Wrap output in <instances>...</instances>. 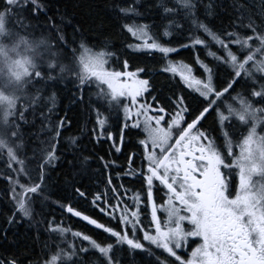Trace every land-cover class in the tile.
Returning <instances> with one entry per match:
<instances>
[{"label": "snow or ice", "instance_id": "6c2138e0", "mask_svg": "<svg viewBox=\"0 0 264 264\" xmlns=\"http://www.w3.org/2000/svg\"><path fill=\"white\" fill-rule=\"evenodd\" d=\"M0 5V181L8 185L14 206L9 228L31 219L34 202L48 198L47 173L59 160L60 138L71 121L67 112L55 111L56 92L45 93L50 84L63 83L65 74L79 92H73L72 103L84 104L85 91L97 89L91 137L112 141L110 147L124 156L119 163V157H99L104 179L94 190L75 187L76 204L69 198L60 205L84 222L85 231L47 221V230L59 240L44 264H126V255L145 253L147 264H264V184L252 179L264 177V135L257 133V126H264V0H233L227 27L211 24L214 5L202 0H158L157 14L168 21L162 32L156 24L125 23L123 30L137 41L127 47L152 55L161 73L179 75L188 89L165 100L153 96L151 102L140 99L149 93V80L128 72L127 60L122 71L108 69L114 53L94 52L81 42L78 59L63 62L70 45L76 51L78 28L69 35L70 24L61 26L62 21L48 17L47 35L30 33L25 13L37 19L46 15L42 0H0ZM139 7L140 0H123L118 13L143 18ZM181 50L193 53L194 63L172 59ZM202 53L211 59L206 62ZM115 111L123 114L118 144L108 130ZM209 117L212 123L206 127ZM37 123L39 131L31 133ZM141 131L143 138L133 142ZM33 137L46 147L31 149L30 156ZM68 139L78 143L77 137ZM234 169L239 185L232 197ZM161 191L166 199L158 207ZM81 202L88 207L81 208ZM9 228L0 229V240H8ZM189 238L200 243L185 260L178 250L188 246ZM24 259L0 256V264H24Z\"/></svg>", "mask_w": 264, "mask_h": 264}, {"label": "trees", "instance_id": "16d2710c", "mask_svg": "<svg viewBox=\"0 0 264 264\" xmlns=\"http://www.w3.org/2000/svg\"><path fill=\"white\" fill-rule=\"evenodd\" d=\"M42 2L47 9L46 15L41 14L37 19L32 17L30 13H25L27 17L25 23H31L32 28L29 29V32L33 33L35 37H39L42 32L45 35L48 34V17H53L58 24H61L62 21L61 26L70 24L71 26L65 29L69 35H71L73 28L79 29L75 37L74 47L76 51L73 52V46L70 45L68 52L63 54L65 64L72 62L74 56L77 58L80 53V43L83 42L86 47L94 52L114 53L115 55L109 59V66L115 70H124V62L127 60V71L137 73L141 79L149 80L150 94L146 93L144 99L150 98L152 100L153 96H158L160 100H165L173 92L177 94H180L181 90L185 93L188 92V89H185L178 79L159 71L161 64L153 60L152 55L136 52L127 47L128 43H136L137 41L123 30L125 23L133 24V26L135 23L156 24L160 26L161 32L164 30L163 26L168 24L167 20H161L157 14L155 6L158 0H140L139 11L144 13V16L134 19H126L119 15L118 5L122 4L123 0H42ZM135 2L136 0H127L128 4ZM249 2L257 3L258 0H249ZM209 3L214 5L213 11L215 13L213 17H209L211 24L214 27H227L230 23L229 17L234 12L233 0H202L203 5ZM203 18L204 16L201 14V19ZM187 27L188 22H185V34H187ZM153 31L155 32L156 29ZM173 46H177L175 41H173ZM201 58L205 59L206 62L211 59L205 57L203 53ZM172 59L192 64L194 63V54L189 50H181V55H173ZM138 69H145L146 71L138 72ZM53 91L56 92L55 111L61 116L67 112L71 124L63 130V135L60 138V147L57 153L59 160L47 173L48 178L45 185L47 200L41 197L35 201L32 218L21 220L9 228L7 218L12 214L14 206L7 193L8 185L0 181V229L9 228L8 240H0V256L16 255L23 259L26 255L28 259H24V264H29V260L33 261V264L36 261H39V264H44V258L49 256L51 251H55L59 237L49 233L47 221L54 219L57 225H63L72 228V230L80 229V222L69 217L60 205L68 203L69 198L71 203L76 204L78 198L73 196L75 187L79 186L82 190H94L98 181L104 179V176L101 175L103 164L99 157L103 156L106 159L119 157L118 163L124 161V156L116 153L115 149L110 147L112 141L97 142L91 137L97 118L95 111L92 110L97 104L95 96L97 89L94 86L85 91L84 104L71 102L73 92H76L77 95L79 92L67 74H65V81L56 84L55 88L50 84L45 95L51 96ZM238 91H242V89L238 88ZM192 95L197 94L192 93ZM49 106L51 105L49 104ZM102 111L106 115L108 114L107 109H102ZM211 123L212 118L209 117L206 125H211ZM122 124L121 112L115 111L109 115L108 130L113 132L117 144L119 143ZM39 127L40 125L37 123L35 128L30 129V132H38ZM143 136L141 131L139 137L132 136L131 139L135 142L136 139L143 138ZM69 137H77L78 143L71 145ZM41 139H47V136H41ZM127 139L126 137V142ZM42 147H46V145L40 144L39 140L33 137L29 155L31 156V149ZM128 151L129 149L125 148V153ZM137 164H139V160H137ZM114 175L115 173H113ZM101 187L103 186L101 185ZM135 187L138 189L139 185L137 184ZM57 201L60 203H55ZM82 204L81 202V208ZM125 260L126 264H147L148 262V259H143L140 256L132 260L126 255Z\"/></svg>", "mask_w": 264, "mask_h": 264}, {"label": "flooded vegetation", "instance_id": "af4514ba", "mask_svg": "<svg viewBox=\"0 0 264 264\" xmlns=\"http://www.w3.org/2000/svg\"><path fill=\"white\" fill-rule=\"evenodd\" d=\"M145 95V94H144ZM143 98V97H142ZM143 100H146L147 101V99H143ZM208 125H206V127H207ZM247 131V129L245 128L244 129V132H246ZM244 132H243V134H244ZM241 133L238 131L236 134H235V138H234V152L237 154V148H236V141H238L239 139H241ZM221 144L223 143V141H221L220 142ZM229 163H231L232 162V158H229V161H228ZM237 177H238V175H237V172H236V170L234 169L233 170V175H232V177H231V179L233 180V185H232V189H231V191H232V197H234L235 196V194H236V189H237V187H238V180H237ZM258 177H260L261 178V180H262V183L264 184V177H261V176H258ZM253 181L254 182H256V177H254L253 176ZM231 198V197H230ZM91 199V197H89V200ZM164 199H166V197L164 196V192L163 191H161V192H159L158 194H157V197H156V203H157V206L159 207V206H161V205H163L164 204ZM88 206L87 205H84V204H82V208L83 209H86ZM158 215H159V217L161 218V219H165L166 218V214L162 211V210H160V211H158ZM69 217H70V215H69ZM77 221H79L78 219H76ZM80 222V224L82 225L84 222H82V221H79ZM147 223V222H146ZM89 227H91V226H89ZM185 227L186 228H190V226L189 225H187V223L185 222ZM75 231V230H74ZM79 231H85V229L84 228H82L81 226H80V229H79ZM200 243V241L198 240V239H196L195 240V242H193V238H189V244H188V246H186L184 249H181V250H178V251H180V252H182V258L183 259H188V257H189V252H191L192 251V249L193 248H195V247H197V245ZM138 256H140L141 258H143V259H149L148 258V256H147V254L145 253V254H143V255H135V256H133V255H128V258H130V259H132V260H134V259H136V258H138ZM169 259H172V258H169Z\"/></svg>", "mask_w": 264, "mask_h": 264}, {"label": "rangeland", "instance_id": "374dc122", "mask_svg": "<svg viewBox=\"0 0 264 264\" xmlns=\"http://www.w3.org/2000/svg\"><path fill=\"white\" fill-rule=\"evenodd\" d=\"M136 52H137V51H136ZM143 53H147V52H143ZM79 55H80V53H79ZM79 55L77 56V59H78ZM3 67H4V65H3L2 63H0V69H3ZM107 67H108L109 70L114 69V68H112V67L109 66V63H108V65H107ZM78 70H79V69H78ZM117 71H118V70H117ZM128 72H130V71H128ZM133 73H134V72H133ZM167 74L173 76L171 73H167ZM136 78H137V79H141V78L138 76V74H137ZM175 78L179 80V75L175 76ZM181 84H182V83H181ZM182 85H183V84H182ZM46 96H47V95H46ZM140 99L143 100V99H144V96H143V98H140ZM147 101H148V102H151L150 98H148ZM121 114H122V112H121ZM122 118H123V114H122ZM142 133H143V132H142ZM246 133H247V131L244 132L245 135H246ZM257 133L260 134V135H264V126L258 125V126H257ZM143 134H144V133H143ZM241 140H242V136H241V139H239L238 141L235 142L236 145H237ZM236 148H237V155H238V154H239V148H238V147H236ZM235 170H236V172L238 173V169H235ZM258 176H259V175L254 176V177H256V182H255V183H256L257 185H259V184H263L261 178L258 177ZM237 180H238V177H237ZM238 185H239V180H238ZM237 188H238V187H237ZM69 239H70V237H69ZM190 253H191V252H189L188 254L190 255Z\"/></svg>", "mask_w": 264, "mask_h": 264}, {"label": "water", "instance_id": "95a60500", "mask_svg": "<svg viewBox=\"0 0 264 264\" xmlns=\"http://www.w3.org/2000/svg\"><path fill=\"white\" fill-rule=\"evenodd\" d=\"M73 218L78 219V218H76V217H73ZM78 220H79V219H78Z\"/></svg>", "mask_w": 264, "mask_h": 264}]
</instances>
